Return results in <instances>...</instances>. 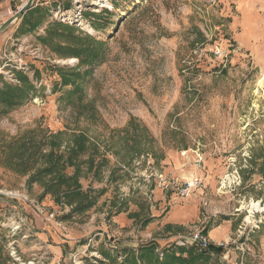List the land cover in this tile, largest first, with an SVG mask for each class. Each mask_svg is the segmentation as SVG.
Here are the masks:
<instances>
[{
	"label": "rangeland",
	"instance_id": "rangeland-1",
	"mask_svg": "<svg viewBox=\"0 0 264 264\" xmlns=\"http://www.w3.org/2000/svg\"><path fill=\"white\" fill-rule=\"evenodd\" d=\"M45 1L0 45L1 80L34 85L0 116V264H123L151 242L160 259L197 246L221 249L222 264H264V0ZM26 2L0 0V25ZM57 24L104 46L38 39ZM56 68L81 73L66 77L81 98ZM77 134L93 144L77 184L96 200L82 213L28 186L38 155L20 152L30 138L62 151Z\"/></svg>",
	"mask_w": 264,
	"mask_h": 264
},
{
	"label": "trees",
	"instance_id": "trees-1",
	"mask_svg": "<svg viewBox=\"0 0 264 264\" xmlns=\"http://www.w3.org/2000/svg\"><path fill=\"white\" fill-rule=\"evenodd\" d=\"M34 12L32 9L28 10L25 16ZM39 12L38 14H40ZM41 15V14H40ZM42 16L36 19L33 24H24L19 28L21 34L33 32L41 23L40 19ZM24 21V18H23ZM24 26L27 29H24ZM61 25H51L48 28V33L46 36L39 37L40 41L46 42L49 36L55 35V33H61L64 35L65 39L72 41V44L79 45L78 43H83L90 46H97L102 48L104 45L100 42L93 40L87 36H80V34H74V29L71 27L62 28V32H56L58 27ZM58 34V35H59ZM82 37V38H81ZM81 39V40H80ZM76 45L65 46V50L69 51V56L74 57H84L81 60V65H86V56L82 55V50L80 48H75ZM97 58V54L94 56ZM75 69L62 70L56 68L55 71L58 73L61 79V85H72L71 90L66 92V96L70 97L77 95L82 97L83 93L74 80H66L67 76L74 79L81 76V73L75 72ZM70 73V74H69ZM85 74H82L84 76ZM35 76L38 73L35 71ZM19 85H12L3 82L0 77V116L6 114L7 112L14 110L18 107L24 105L31 97L34 92V85L29 80V78L21 73L16 74ZM60 136V134L56 135ZM25 139V138H24ZM89 142L86 136L83 134L74 135L70 142L65 144L64 150H60V144L57 142L55 144L52 142L49 150L47 152L40 151V144L35 148L36 144L32 145V139H25L21 144L20 152L26 154L27 151L31 153L32 156L36 157L37 165L33 170L32 174L28 179V186H32L33 183L40 184L43 186V194H50L56 202L60 200L66 201L68 205L74 206V211L82 213L89 210L95 205V197H91L89 194L92 191L82 192L80 190L81 186L77 184L78 175L80 173L79 166L84 164V161L80 160V156L87 152L88 148L86 143ZM89 144L93 145L91 142ZM95 155H90L87 163L91 166L94 162ZM74 168V173L72 175H67L64 173L65 169ZM262 173L264 175V164ZM156 245L151 242L147 245H142L137 250L129 249L126 253V258L123 264H222L218 258H213L212 255H220L222 252L218 248H209L207 250L199 249V247H189L183 248L172 245L168 248L163 249L162 258L160 259L156 254Z\"/></svg>",
	"mask_w": 264,
	"mask_h": 264
},
{
	"label": "water",
	"instance_id": "water-1",
	"mask_svg": "<svg viewBox=\"0 0 264 264\" xmlns=\"http://www.w3.org/2000/svg\"><path fill=\"white\" fill-rule=\"evenodd\" d=\"M34 0H27V2L18 9V11L0 25V33L6 30L12 23L19 20L28 10L32 8Z\"/></svg>",
	"mask_w": 264,
	"mask_h": 264
},
{
	"label": "built area",
	"instance_id": "built-area-1",
	"mask_svg": "<svg viewBox=\"0 0 264 264\" xmlns=\"http://www.w3.org/2000/svg\"><path fill=\"white\" fill-rule=\"evenodd\" d=\"M43 1L46 3L45 0H43ZM189 186L190 185L188 183L186 184V186H183V188L181 190L182 195H186ZM0 194H1V192H0ZM193 242H195L198 246H200L202 248H205L209 244L208 240L205 237H203L201 234L194 235L192 238V243Z\"/></svg>",
	"mask_w": 264,
	"mask_h": 264
},
{
	"label": "crops",
	"instance_id": "crops-1",
	"mask_svg": "<svg viewBox=\"0 0 264 264\" xmlns=\"http://www.w3.org/2000/svg\"><path fill=\"white\" fill-rule=\"evenodd\" d=\"M32 7H34V5L32 6ZM32 9V8H31ZM26 14V13H25ZM24 14V15H25ZM24 15L22 16V18L24 17ZM21 18V19H22ZM20 19V20H21ZM20 20H18V21H16V22H14V23H12L6 30H4L3 32H1L0 33V45L1 44H3V41H4V37H5V33L8 31V32H10V33H13L14 31H16V27H17V25H18V23L20 22ZM12 35V34H11ZM211 239H213V240H215L214 238H211ZM217 241H219V240H217Z\"/></svg>",
	"mask_w": 264,
	"mask_h": 264
},
{
	"label": "bare ground",
	"instance_id": "bare-ground-1",
	"mask_svg": "<svg viewBox=\"0 0 264 264\" xmlns=\"http://www.w3.org/2000/svg\"><path fill=\"white\" fill-rule=\"evenodd\" d=\"M102 2H104V1H102ZM105 5H109L108 3H105ZM263 82V81H262ZM261 86V85H260Z\"/></svg>",
	"mask_w": 264,
	"mask_h": 264
}]
</instances>
